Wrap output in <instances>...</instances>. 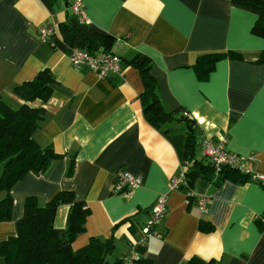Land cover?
Returning a JSON list of instances; mask_svg holds the SVG:
<instances>
[{"label": "crops", "instance_id": "obj_1", "mask_svg": "<svg viewBox=\"0 0 264 264\" xmlns=\"http://www.w3.org/2000/svg\"><path fill=\"white\" fill-rule=\"evenodd\" d=\"M72 2L0 0V96L13 108L21 106L25 102L14 88L47 70L53 78L48 100L27 104L45 112L35 141L61 156L46 175L29 173L13 187L11 218L0 222V242L16 235L26 196L44 206L59 192H72L89 213L71 247L78 251L91 238L112 239L106 264H121L131 251L141 256L140 264H264V225L258 221L263 189L252 180L217 187L197 182L193 191L209 196L205 213L184 190L171 191L170 179L186 167L185 135L175 124L163 130L145 120L143 81L128 63L134 54L151 59L165 107H183L195 119L197 160L204 157V141L224 138L228 152L264 176V64H254L264 39L251 34L256 16L231 0H82L81 22ZM63 24L78 30L93 53L119 55L122 74L101 79L74 70L70 46L60 35ZM40 27L54 29L47 44L39 41ZM227 51L242 60L220 61L207 81H198L196 59ZM119 170L140 177L142 185L129 194L113 193ZM163 194L167 215L158 235L137 245L136 233ZM68 210L66 204L57 208L55 228H65ZM0 264H6L2 257Z\"/></svg>", "mask_w": 264, "mask_h": 264}, {"label": "trees", "instance_id": "obj_2", "mask_svg": "<svg viewBox=\"0 0 264 264\" xmlns=\"http://www.w3.org/2000/svg\"><path fill=\"white\" fill-rule=\"evenodd\" d=\"M231 3L235 8L256 16L251 34L264 39V0H231ZM60 35L70 49L93 53L89 41L69 25H61ZM223 60H242V55L235 51L200 55L192 67L197 80L207 81L216 64ZM128 63L139 70L143 81L144 90L140 100L145 120L152 127L163 130L175 124L185 135L186 172L185 184L181 190L192 192L188 196L189 201L197 199V194L193 191L197 182L217 187L225 181L242 184L252 180L264 191V180L254 179L252 175L228 165L215 168L205 157L197 160L194 152L198 145L195 119L183 107L174 110L165 107L157 83L151 75V59L134 54ZM254 64H264V51ZM52 83V76L45 70L38 73L32 81L14 88V95L25 102L17 108L10 106L0 96V194H3L0 199V222H7L11 218L13 187L29 173L46 175L53 163L61 158L52 147H41L35 141L34 133L45 112L27 104L35 100L46 102ZM62 204L69 206L66 226L64 229H57L54 218L57 208ZM88 213V207L77 202L72 192H59L44 206L38 205L35 196H26L21 217L16 222V235L0 242V257L6 264H106L107 256L114 249L112 239L91 238L78 251L71 247L74 239L85 230ZM263 218L264 216L258 219L261 226L264 225ZM206 227L211 229L208 226H202V229L205 230ZM187 264L204 263L191 259Z\"/></svg>", "mask_w": 264, "mask_h": 264}, {"label": "built area", "instance_id": "obj_3", "mask_svg": "<svg viewBox=\"0 0 264 264\" xmlns=\"http://www.w3.org/2000/svg\"><path fill=\"white\" fill-rule=\"evenodd\" d=\"M72 12L77 15L81 22H85L86 17L83 9L82 0H73L71 4ZM54 34V29L40 27L38 32L39 41L41 43H49L50 38ZM71 67L76 71H91L101 79L110 76H120L123 72L122 60L119 55L111 51H103L99 53H89L85 50L71 48L68 54ZM202 156L207 158L215 168L228 165L236 168L242 173L252 175L254 179L264 180V176L253 174L250 172L243 157L232 154L226 150V141L221 138L214 141H204L202 144ZM186 167L181 172L170 179L169 189L171 191L181 190L185 184ZM142 185L140 177L129 172L119 170L114 177V185L112 192L115 194H129L134 189ZM195 193V192H194ZM188 195L192 194L189 191ZM196 196V195H195ZM209 200L207 194L197 195L196 203L201 213L206 212V205ZM167 215V197L161 195L158 197L154 207L149 213L148 220L144 227L136 233L135 243L143 245L150 236L158 235V227ZM264 221V218H263ZM142 258L135 252L131 251L121 260V264H140Z\"/></svg>", "mask_w": 264, "mask_h": 264}, {"label": "clouds", "instance_id": "obj_4", "mask_svg": "<svg viewBox=\"0 0 264 264\" xmlns=\"http://www.w3.org/2000/svg\"><path fill=\"white\" fill-rule=\"evenodd\" d=\"M209 257L208 256H205V259H208ZM217 259H219V257H217Z\"/></svg>", "mask_w": 264, "mask_h": 264}]
</instances>
